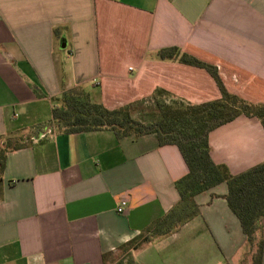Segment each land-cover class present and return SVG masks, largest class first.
I'll list each match as a JSON object with an SVG mask.
<instances>
[{
    "label": "crops",
    "instance_id": "crops-1",
    "mask_svg": "<svg viewBox=\"0 0 264 264\" xmlns=\"http://www.w3.org/2000/svg\"><path fill=\"white\" fill-rule=\"evenodd\" d=\"M174 46L264 104V0H0V136L32 138L0 170V264H108L178 203L188 167L176 145L51 123L52 98L77 85L109 109L157 88L193 104L219 99L207 70L159 58ZM209 141L232 173L264 161L257 118L241 115ZM227 191L197 195L200 214L133 250L135 264H254Z\"/></svg>",
    "mask_w": 264,
    "mask_h": 264
},
{
    "label": "trees",
    "instance_id": "trees-1",
    "mask_svg": "<svg viewBox=\"0 0 264 264\" xmlns=\"http://www.w3.org/2000/svg\"><path fill=\"white\" fill-rule=\"evenodd\" d=\"M158 55L162 60H178L204 68L215 79L221 97L193 104L175 97L163 88H157L149 97L109 109L102 102L94 101L84 87L77 85L64 87L59 97L52 98L54 107L51 123L59 132L110 130L119 139L153 134L160 146L176 145L187 164V174L175 182L180 194L178 203L135 238L122 244L118 248L116 261L135 264L131 256L133 250L172 234L198 216L200 206L196 196L226 183L228 191L224 197L240 220L248 243L251 245L258 233L261 234L254 253V264H261L264 251V161L242 172L232 173L226 164H218L212 159L209 134L241 115L257 118L264 127V104H254L231 93L215 65L182 52L176 46L163 48ZM164 97L172 98V101L167 102ZM148 102L155 103L154 109L158 115L150 123H144L135 117L134 112L138 105ZM31 141V136H0L1 172L6 166L7 153L25 147Z\"/></svg>",
    "mask_w": 264,
    "mask_h": 264
},
{
    "label": "rangeland",
    "instance_id": "rangeland-1",
    "mask_svg": "<svg viewBox=\"0 0 264 264\" xmlns=\"http://www.w3.org/2000/svg\"><path fill=\"white\" fill-rule=\"evenodd\" d=\"M165 100H167V102H171L172 98H168V97H164ZM155 103L154 102H148V103H142L140 105H138L136 107V110L134 112V115L137 119H139L140 121L144 122V123H150L151 121H153L154 119L157 118L158 113L155 112ZM261 237V234L258 233L257 235V239L251 244V250H257V241L259 240V238ZM254 252V253H255ZM117 260V255L115 254L114 256H112L109 260H108V264H127L128 262H123L120 263Z\"/></svg>",
    "mask_w": 264,
    "mask_h": 264
},
{
    "label": "built area",
    "instance_id": "built-area-1",
    "mask_svg": "<svg viewBox=\"0 0 264 264\" xmlns=\"http://www.w3.org/2000/svg\"><path fill=\"white\" fill-rule=\"evenodd\" d=\"M127 205H128V203L126 200H121L118 207H117V212L123 213L126 210Z\"/></svg>",
    "mask_w": 264,
    "mask_h": 264
}]
</instances>
